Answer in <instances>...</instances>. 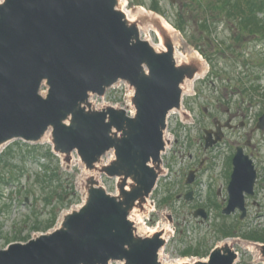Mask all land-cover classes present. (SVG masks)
<instances>
[{"label":"water","instance_id":"95a60500","mask_svg":"<svg viewBox=\"0 0 264 264\" xmlns=\"http://www.w3.org/2000/svg\"><path fill=\"white\" fill-rule=\"evenodd\" d=\"M149 25L164 49L142 38ZM175 51L159 19H130L121 0L0 1V150L12 140L43 141L51 130L65 163L76 152L85 169L116 177L118 189L113 195L88 176L81 207L65 213L56 229L0 248V264H163V232L139 234L130 215L146 212L164 174L168 115L182 108L186 81L203 71L196 59L178 62ZM118 81L134 91L133 116L90 101ZM258 128L264 130V115ZM217 140L207 131L206 147ZM112 150L114 158L102 164ZM233 160L224 213L239 208L244 218L245 192L254 193L257 173L242 146ZM194 215L207 217L203 210ZM255 246L264 261V244ZM237 257L225 243L207 261L182 264H234Z\"/></svg>","mask_w":264,"mask_h":264},{"label":"rangeland","instance_id":"374dc122","mask_svg":"<svg viewBox=\"0 0 264 264\" xmlns=\"http://www.w3.org/2000/svg\"><path fill=\"white\" fill-rule=\"evenodd\" d=\"M215 2L217 0L201 3L198 0H125V8L132 15L155 12L166 20L175 50L184 61L196 59L198 55L208 66V73L184 93L185 111H175L168 117L166 138L169 141L162 155L166 173L161 176L151 198L155 204L151 220L143 218L144 222L138 225L145 231L158 223L172 227V235L160 250V260L165 264L205 260L215 246L228 239L239 254L235 264H264L259 262L258 252L244 235L252 234L256 228L260 233L264 231V133L256 129L259 116L264 113V37L247 33L238 38L237 19L219 14ZM154 6L160 12L150 9ZM260 16H264V12ZM144 35L154 44H160L153 25L145 28ZM131 96L132 90L124 81H119L104 96L92 95L91 101L98 108L113 105L131 114L134 111ZM227 108L239 115L238 121H246V125L230 133L219 149L206 154L208 165H222L233 145L244 144L254 130L250 137L258 142L255 164L262 176L256 195L247 200L248 214L243 219L239 214L224 216L220 208L211 207L207 219L202 220L201 216L194 217L192 206L183 198L185 180L189 166L194 164L191 156L204 157V130L213 127L216 117L228 116L225 115ZM111 153L103 156V164L110 162ZM72 160L71 164L64 163L53 153L49 134L41 142L12 140L4 145L0 151L1 248L11 242H26L45 232L41 227L47 223L53 207H63L59 218L80 208L86 192L78 188V178L84 165L76 154ZM206 175L207 172L201 178L203 182L209 179ZM100 176L107 191L117 193V178ZM221 183L218 178L214 190ZM201 187L200 199L204 200L207 196L205 184ZM58 225L59 221L56 227ZM225 225H230V229L233 226V232L237 230L234 236L222 233ZM200 246L203 256L185 254L188 249L194 251ZM110 264L123 263L112 261Z\"/></svg>","mask_w":264,"mask_h":264},{"label":"flooded vegetation","instance_id":"af4514ba","mask_svg":"<svg viewBox=\"0 0 264 264\" xmlns=\"http://www.w3.org/2000/svg\"><path fill=\"white\" fill-rule=\"evenodd\" d=\"M224 119L216 117L213 120V127H210L208 130H210V136L214 140L216 137H220V140L214 144V146L211 149L204 148V157L199 159L194 158L191 156V159L194 160V164L192 166H189L188 173H192V177L188 179H192L189 183H186L185 185V196L189 197L188 203L192 206L193 211L197 209H204L208 212V210L211 207L220 208L222 211L223 208L228 203V184L231 180V176L233 173V156L237 151V148L239 146H242L244 149V152L249 155L253 160L257 158L256 151H258V142L253 141V138L250 136L253 135L254 130L249 135V137L244 141V144L237 143L234 144L233 149L231 150V154L227 156L226 160L223 161V164L220 166H213L208 165L209 160H207L206 154L208 152H212L214 149H219L220 144L225 141V139L228 137L230 133H233L234 131L238 130L240 127H244L246 125V121L243 119L237 120V117L239 115L237 113H233L232 109L227 108ZM217 131V133H216ZM260 131V130H258ZM264 133V130H263ZM257 170V182L256 187L258 185V182L261 178V172L256 166ZM207 172L208 181L203 182L202 177ZM264 177V173H263ZM218 178L222 181L220 186L216 190H214L215 183L218 181ZM205 184L206 187V198L204 200L200 199L202 196L201 192L203 191L201 189V185ZM264 185V184H263ZM256 187H255V193H256Z\"/></svg>","mask_w":264,"mask_h":264},{"label":"trees","instance_id":"16d2710c","mask_svg":"<svg viewBox=\"0 0 264 264\" xmlns=\"http://www.w3.org/2000/svg\"><path fill=\"white\" fill-rule=\"evenodd\" d=\"M198 1L201 3L203 0ZM214 5L219 11V14L225 15L230 19H237V29L240 31V33L238 34V38H241L240 34H242L243 36L247 33L259 38L264 37V16H260L261 12H264V0H217ZM150 9L160 12L157 6L150 7ZM202 25H205V23H203ZM62 208L63 207L61 205L53 207L51 212L49 213L50 216L47 219V223L43 227H41V229L47 231L48 229L53 227L56 224ZM222 233L225 235L234 234L233 227H231L230 229L229 226L226 225ZM244 235L256 240H264V231H262L261 234H259L258 232H254L253 234L244 233ZM200 250L201 246L197 247L194 251L188 249L185 254L203 256V253Z\"/></svg>","mask_w":264,"mask_h":264},{"label":"bare ground","instance_id":"6f19581e","mask_svg":"<svg viewBox=\"0 0 264 264\" xmlns=\"http://www.w3.org/2000/svg\"><path fill=\"white\" fill-rule=\"evenodd\" d=\"M121 4H122V8L123 10L125 11V13L127 14V16L130 18V19H134L136 17V15H132L130 14V12L125 8V0H121ZM147 14V13H146ZM149 15H152L153 17H157L158 19H160V21L163 23V25L166 27V29L172 34L170 28H169V24L166 22L165 19H163L162 17H160L159 15H157L155 12H148ZM155 45V44H154ZM156 47L158 48H161V49H164V45L162 44V41L160 44H157L155 45ZM175 56H176V59L178 62H181V61H184V58L180 56V54H178L177 52L175 53ZM199 61H202L201 57L196 55V57ZM208 72V68L206 67L203 72L199 73L196 75V77L193 79V80H187L186 81V84H185V88L187 90V92L190 91V86L195 82L197 81L198 79L204 77ZM94 104V103H93ZM95 106V104H94ZM185 110V107H182L179 111H184ZM175 111H178V110H173L172 112H175ZM171 112V113H172ZM4 146H2L1 150L3 149ZM111 158H113V152L111 153ZM90 175H95L96 177L99 178V180L102 182L101 180V176L99 174V172H96V171H90V170H87L85 168L82 169V173L81 175L79 176L78 178V188H80L81 190H85V181H86V178ZM153 209V206L151 207V210ZM132 216L131 217L132 219H134L136 221V227L138 228V232L139 234H142V235H146L150 232H153V231H161L163 232V236L169 240V236L172 235L173 233V229L171 226L167 225V224H164V225H161V223H159V225L154 228V229H150V230H143V229H140V227H138V225L141 223V222H144L143 220V216L141 213L139 212H133L132 213ZM231 240H226L225 243H231L230 242ZM163 264H165L163 262Z\"/></svg>","mask_w":264,"mask_h":264}]
</instances>
